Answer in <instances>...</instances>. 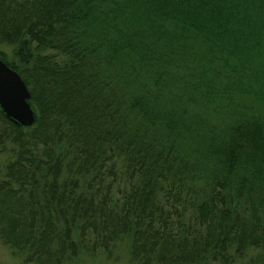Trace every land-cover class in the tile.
<instances>
[{
    "label": "trees",
    "instance_id": "obj_1",
    "mask_svg": "<svg viewBox=\"0 0 264 264\" xmlns=\"http://www.w3.org/2000/svg\"><path fill=\"white\" fill-rule=\"evenodd\" d=\"M6 47H9L7 50ZM0 240L22 264H264V0H0Z\"/></svg>",
    "mask_w": 264,
    "mask_h": 264
},
{
    "label": "water",
    "instance_id": "obj_2",
    "mask_svg": "<svg viewBox=\"0 0 264 264\" xmlns=\"http://www.w3.org/2000/svg\"><path fill=\"white\" fill-rule=\"evenodd\" d=\"M30 95L21 76L0 59V108L10 121L24 127L34 123Z\"/></svg>",
    "mask_w": 264,
    "mask_h": 264
},
{
    "label": "rangeland",
    "instance_id": "obj_3",
    "mask_svg": "<svg viewBox=\"0 0 264 264\" xmlns=\"http://www.w3.org/2000/svg\"><path fill=\"white\" fill-rule=\"evenodd\" d=\"M8 50L9 47H6ZM10 154L6 151L0 152V165L6 163ZM131 241L129 237L121 239L117 242L116 249L113 255L108 258L102 254L86 255L81 254L79 257L66 260L62 264H130L129 262V247ZM0 264H22L21 257L17 255L8 245H5L0 240ZM218 264V263H212ZM232 264H244L243 260H236Z\"/></svg>",
    "mask_w": 264,
    "mask_h": 264
}]
</instances>
